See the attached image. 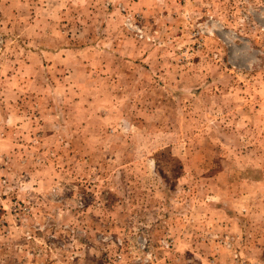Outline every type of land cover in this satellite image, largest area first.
Segmentation results:
<instances>
[{
	"label": "rangeland",
	"instance_id": "rangeland-1",
	"mask_svg": "<svg viewBox=\"0 0 264 264\" xmlns=\"http://www.w3.org/2000/svg\"><path fill=\"white\" fill-rule=\"evenodd\" d=\"M0 264H264V0H0Z\"/></svg>",
	"mask_w": 264,
	"mask_h": 264
}]
</instances>
